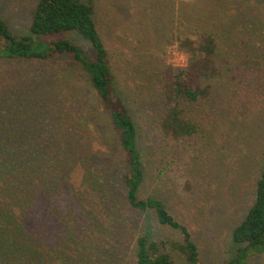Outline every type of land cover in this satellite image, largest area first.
I'll return each instance as SVG.
<instances>
[{"label": "rangeland", "instance_id": "1", "mask_svg": "<svg viewBox=\"0 0 264 264\" xmlns=\"http://www.w3.org/2000/svg\"><path fill=\"white\" fill-rule=\"evenodd\" d=\"M36 1L0 0V18L15 35L28 33ZM92 3L93 19L111 58L115 89L135 123L138 143L144 147L140 151L145 180L139 196L160 199L188 227L202 264H226L235 255L232 231L252 205L255 182L264 168V0ZM204 34L216 42L212 58L216 72L199 81L201 86H209L208 95L183 105L199 131L179 143L171 136L163 139L156 133L157 121L164 113L162 90L192 60L181 39L195 37L192 40L199 41ZM78 39L77 43L87 48L86 41ZM177 52L186 54L187 67L174 68L168 63ZM11 92L16 94V106L24 105L25 111L13 107L15 112L3 104L0 113L6 111L1 117L11 120L16 117L17 132L29 128L17 112L26 117L33 109L43 110L48 117L59 113L65 118L60 126L64 134L60 145L74 147L71 161L77 162V156L85 152L93 162L105 166L122 156L109 116L93 108L95 95L88 75L70 59L0 60V101L3 103ZM74 112L83 117L80 130L87 127L89 131L84 141L78 136L73 144L68 142V129L77 122ZM96 145L104 151L94 148ZM66 148L60 150L61 155ZM153 151L160 153L157 160ZM118 177L114 168L110 172L111 189L122 205L123 188ZM129 210L122 211V227L117 229L118 235L111 232L116 237L107 238V248L102 244L103 235L96 237V244H90L96 254L107 252V264H134L128 243L132 234L156 232V237L180 239L176 231L153 227V213ZM125 235L124 245L118 246L117 237ZM245 264H264V252L253 253Z\"/></svg>", "mask_w": 264, "mask_h": 264}, {"label": "trees", "instance_id": "2", "mask_svg": "<svg viewBox=\"0 0 264 264\" xmlns=\"http://www.w3.org/2000/svg\"><path fill=\"white\" fill-rule=\"evenodd\" d=\"M93 14L92 0H37L29 31L21 36L0 18V60L70 59L88 75L95 95L93 108L109 116L122 155L99 166L81 152L73 162L72 145L65 146L64 155L60 153L65 148L60 145L64 135L60 126L65 118L59 113L48 117L43 110L33 109L26 117L17 112L29 124L24 132L14 129L16 117L11 120L1 117L6 111L0 113V264H107V252L96 254L90 244L103 235L102 244L107 248V238L116 237L111 232L122 227L121 214L128 208L130 212L153 213V227L180 235L179 240H171L156 237V232L132 234L128 243L134 264H202L188 227L160 199L139 196L145 180L140 151L144 147L138 143L135 123L115 89L111 58ZM77 37L86 41L87 48L77 43ZM181 43L192 60L164 85V113L156 124L158 136H171L177 143L198 133L199 125L186 115L183 105L207 96L209 86H201L199 81L216 72L212 64L216 42L211 35L204 34L199 41L185 37ZM3 104L16 112V94H6L3 103L0 101V106ZM25 108L19 105L17 110L24 112ZM74 113L77 122L68 129V142L73 144L78 136L84 141L89 131L85 126L86 130H80L83 117ZM152 154L154 160L160 156L158 151ZM114 168L123 188L122 205L111 189ZM156 169L162 171L159 165ZM254 192L252 205L232 231L235 255L226 264H245L253 253L264 252V168ZM125 237H117L118 246L124 245Z\"/></svg>", "mask_w": 264, "mask_h": 264}, {"label": "clouds", "instance_id": "3", "mask_svg": "<svg viewBox=\"0 0 264 264\" xmlns=\"http://www.w3.org/2000/svg\"><path fill=\"white\" fill-rule=\"evenodd\" d=\"M190 39H195V37H191ZM174 48L178 47V45H173ZM174 60H170L168 63L174 68H184L187 67L188 58L186 54L183 52L174 53ZM94 148H99L98 145L94 146ZM100 151H104L103 148H99Z\"/></svg>", "mask_w": 264, "mask_h": 264}]
</instances>
